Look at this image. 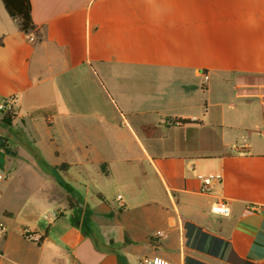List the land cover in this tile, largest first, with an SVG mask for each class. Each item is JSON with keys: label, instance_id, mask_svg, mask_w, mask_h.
<instances>
[{"label": "crops", "instance_id": "0c3cea01", "mask_svg": "<svg viewBox=\"0 0 264 264\" xmlns=\"http://www.w3.org/2000/svg\"><path fill=\"white\" fill-rule=\"evenodd\" d=\"M31 5L0 0V264H264V0Z\"/></svg>", "mask_w": 264, "mask_h": 264}, {"label": "trees", "instance_id": "16d2710c", "mask_svg": "<svg viewBox=\"0 0 264 264\" xmlns=\"http://www.w3.org/2000/svg\"><path fill=\"white\" fill-rule=\"evenodd\" d=\"M5 8L8 12V14L13 18L16 19L19 23L20 29L23 33L28 34L33 31H37V27L33 22L32 19V5H31V0H2ZM3 38H0V46H3ZM11 118L12 115L10 111H7L4 115L3 118V123L6 126L11 125ZM176 123L174 125H183L187 123H196L198 121H192L190 119H179V120H174ZM7 139L2 137L0 140V149L8 151V145H7ZM68 167L67 164H62L60 166L61 169H66ZM68 192L70 193L69 197V204L72 208L77 206L76 199L74 198L73 195V189L71 187H67Z\"/></svg>", "mask_w": 264, "mask_h": 264}, {"label": "rangeland", "instance_id": "374dc122", "mask_svg": "<svg viewBox=\"0 0 264 264\" xmlns=\"http://www.w3.org/2000/svg\"><path fill=\"white\" fill-rule=\"evenodd\" d=\"M207 80L208 79H203L202 80V83H204ZM203 97L204 96L201 94V98H203ZM4 113H6V112H4ZM5 127H7V126H5ZM21 127L22 126L14 127V129H13V135H19V134L20 135H23L22 134L23 133V129H21ZM0 132H3V129H0ZM42 137L43 136H39L38 138H40V139H35V140L37 142L39 141V143L41 145H44L46 143L47 139H42ZM24 138H26V139H16V138H12V139L16 140L15 143L12 142L13 146L14 147H21V143L24 142L27 147H30V148L33 147L35 149V151H37L39 154H41V156H43L41 158H43L45 161H49V163L52 161L50 158H48V156H46L43 153H41L40 149H37V148H40V146L38 144L33 145V143H32V142H34L33 139H30L28 135H26V137H24ZM17 141H19V143H17ZM7 145H8V143H7ZM8 149H9V147H8ZM8 152L12 154L11 151L8 150ZM5 154H6L5 152L0 151V162L3 161V157H4ZM56 176L57 177H60V179L63 178V176L60 175V173H58V172L56 173ZM17 184H18V181H17ZM17 184H16V179H14V181L12 182V187H16ZM19 184H21V183L19 182ZM24 195L27 198V200H29V201H34L36 199L37 200L38 199L40 200V198H48L49 196H51L52 199H60L61 196H62V194L59 191H52L50 189H49V191L46 190V189H43V190H39V191L34 190V192H33V188L32 187L26 188V192H24ZM51 197H50V199H51ZM0 228H2V227L0 226Z\"/></svg>", "mask_w": 264, "mask_h": 264}, {"label": "built area", "instance_id": "2783aa9c", "mask_svg": "<svg viewBox=\"0 0 264 264\" xmlns=\"http://www.w3.org/2000/svg\"><path fill=\"white\" fill-rule=\"evenodd\" d=\"M1 110L3 112H7L8 108L6 107V105H3L1 107ZM176 122L174 120L168 121V124L174 125ZM219 178V177H218ZM2 180V175H0V181ZM203 186L201 187L200 192L202 194H208L210 191V186L212 185V182L214 180V177H203ZM121 196L118 197V199H120ZM211 213L214 215H218V216H229L231 214V208L228 205L227 202L223 201V200H218L215 201L214 203H212L211 207H210ZM3 228V225H0ZM25 236L30 239L31 241L35 242V243H39L41 238L39 236H37L36 234L30 232V231H25ZM145 264H173L161 257H151V258H147L144 260Z\"/></svg>", "mask_w": 264, "mask_h": 264}, {"label": "water", "instance_id": "95a60500", "mask_svg": "<svg viewBox=\"0 0 264 264\" xmlns=\"http://www.w3.org/2000/svg\"><path fill=\"white\" fill-rule=\"evenodd\" d=\"M1 138H2V137L0 136V140H1Z\"/></svg>", "mask_w": 264, "mask_h": 264}]
</instances>
